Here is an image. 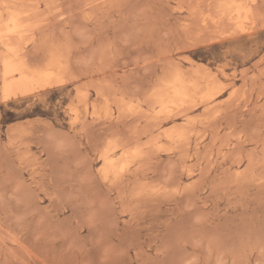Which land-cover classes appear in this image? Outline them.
<instances>
[{
    "label": "rangeland",
    "instance_id": "rangeland-1",
    "mask_svg": "<svg viewBox=\"0 0 264 264\" xmlns=\"http://www.w3.org/2000/svg\"><path fill=\"white\" fill-rule=\"evenodd\" d=\"M239 1L0 0V74L10 37L64 80L0 89V264H264V0Z\"/></svg>",
    "mask_w": 264,
    "mask_h": 264
},
{
    "label": "bare ground",
    "instance_id": "bare-ground-1",
    "mask_svg": "<svg viewBox=\"0 0 264 264\" xmlns=\"http://www.w3.org/2000/svg\"><path fill=\"white\" fill-rule=\"evenodd\" d=\"M223 1L224 2L221 4V8H222L221 11L229 19H233V13L236 12L237 14H239V12L241 10L243 11V9L245 7L248 8V5H246V4H245L246 6L243 8L244 3L242 5L239 4V3H242V1L240 2L239 0H238L239 3L237 2V0H223ZM247 8H245V9H247ZM247 12H249V10ZM254 12H257V11H254ZM246 16H248V15H246ZM254 16H256V15H254ZM227 17H225V18H227ZM249 17H252V16H249ZM8 18H9L10 22L13 24V26L15 27V30L13 29V32H17V33L21 34L20 29L19 30L17 29V28H19L18 26L20 25V23H19V18H20L19 15L18 14L17 15L16 14H13V15L11 14L10 17H8ZM214 18H216V17H214ZM28 21H30V20H28ZM218 21L219 20H217L216 23H218ZM219 22H222V21H219ZM219 28H221V23H220V27ZM219 28H217V29H219ZM241 28H242V26H241ZM234 29L236 30V27ZM237 30H238V28H237ZM17 33L16 34L14 33V34L17 35ZM237 34H238V32H237ZM4 35H6V34H4ZM1 40H2L1 42H3V46L5 47L4 54L2 55V59H1V74H0V85H1L0 89H1V92H2V98L4 100H10V99L15 98V97L28 95V94H31V93H33L35 91L46 89V88L51 87V86L53 87V85H55V84L57 86V84H60V83L64 82V80H62V79L56 77L55 75H53V72L50 70V68H52V66L54 67L56 65V63H55L56 60L54 58L55 56H53V55L48 56V58L50 57V59H49L48 62L45 61V62H47V64L45 65L44 68L36 67V66H34L35 62L33 63V65L30 63V61L27 58V56L23 53L24 51L22 52V49H21L20 45L14 41L15 39L13 40L10 37L9 38L1 37ZM35 58H37V56ZM42 64H39V65H42ZM60 68H62V67H60ZM181 76H177V78L175 80V82H179L180 83V86L177 85L178 87H176V88H174V86H172V88H174V90H175V94H176L175 96L176 97L177 96H181V97L187 96V87L188 86L186 87V85L183 83L184 79H182V78L184 76H182V77ZM172 81H173V79H172ZM169 83H171V81ZM174 99H177V98H174ZM180 99H182V98H180ZM177 100H179V99H177ZM169 101H171V99ZM172 101H173V99H172ZM181 102H183V101H181ZM176 103H177V101H176ZM177 106H178V104H177ZM180 111H181V109H180ZM180 130H182V129H180ZM176 133H178V132H176ZM179 133H181V132H179ZM168 135H170V134H168ZM176 136H177V134H176ZM127 160H129V159H127ZM105 161L108 164L113 162V160H111V158H107V157H105Z\"/></svg>",
    "mask_w": 264,
    "mask_h": 264
}]
</instances>
